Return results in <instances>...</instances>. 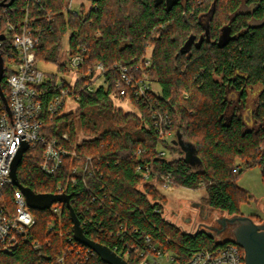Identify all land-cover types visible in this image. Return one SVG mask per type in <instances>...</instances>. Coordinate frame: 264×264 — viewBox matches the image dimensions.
Wrapping results in <instances>:
<instances>
[{
	"label": "trees",
	"instance_id": "1",
	"mask_svg": "<svg viewBox=\"0 0 264 264\" xmlns=\"http://www.w3.org/2000/svg\"><path fill=\"white\" fill-rule=\"evenodd\" d=\"M88 1L95 9L82 8L74 16L62 12L64 0H42L44 12L53 19L38 26L35 52L39 64H53L62 75L45 73L47 100L60 80L75 103L73 111L64 113L63 106L52 118L43 112L41 133L47 139L67 134L66 146L80 160L93 159L94 174L85 179L87 189L80 177L76 186H66L71 168L80 161L64 159L57 173L47 176L40 171L42 148L37 146L23 154L16 170L18 182L36 194H55L58 187H67L84 235L116 253L124 251V240L138 244L140 235H149L185 261L193 251L217 246L215 240L184 233L165 221L161 211L155 213V208L162 209L164 196L159 187L142 183L136 168L149 165L159 174L170 172L177 187H203L202 200L211 209L241 215L240 206L250 197L236 184L242 172H233L235 160L246 168L258 167L264 181V0H179L169 10L164 1ZM25 6L26 0H14L10 7H0V31L7 21H19ZM31 14L42 16L37 9ZM204 14L208 27L200 21ZM206 31L209 40L203 37ZM65 38L67 53L83 57L73 81L65 79L70 70L60 61ZM97 64L105 75L95 86ZM115 64L139 65L158 87L153 99L168 116L169 129L195 150L198 170L185 162L179 146L159 138L142 102L131 94L117 95ZM256 85L261 91L248 127L236 110L230 111L229 96L233 92L244 102L246 89ZM124 104L135 112L124 110ZM77 127L83 135L79 141ZM160 150H177L183 156L160 157ZM32 211L35 226L29 240L13 254L0 255V264H50L61 255L64 264H105L95 253L84 259L89 248L73 239L65 205L59 219L49 210ZM239 252L243 255L241 248ZM126 261L135 264L132 256Z\"/></svg>",
	"mask_w": 264,
	"mask_h": 264
},
{
	"label": "built area",
	"instance_id": "2",
	"mask_svg": "<svg viewBox=\"0 0 264 264\" xmlns=\"http://www.w3.org/2000/svg\"><path fill=\"white\" fill-rule=\"evenodd\" d=\"M41 2L42 0H36V2L26 0L20 20L16 23L7 21L4 29L0 31V36H3V39L0 40V57L3 69L0 90L8 107L7 111L0 98V255L13 254L20 243L29 240L30 232L35 226V218L30 213L23 193L12 183L10 178V166L21 145L27 144V150L37 146L42 148V161L39 168L47 176L57 173L64 159L80 161L79 164L71 168L66 186H76L77 178L80 177L81 183L87 189L85 179L93 176L95 168L91 157L86 156L80 160L76 152L66 146L69 140L67 134L63 133L60 137L47 139L41 133L42 113L45 112L51 118L56 116L69 98L68 89L64 88L60 80L48 100L46 98L45 86L48 78L45 72L39 68L35 48L40 35L38 26L41 23H50L53 14L45 13ZM74 4L78 5L77 10L73 8ZM92 7L89 4L85 10ZM82 8L84 9L83 3L64 0L62 12L79 16ZM93 8L95 9V7ZM32 9H37V12H41L42 16L33 17ZM64 62L70 72L75 74L83 62V57L81 54L69 55L66 50ZM146 64H148V60H146ZM114 68L118 76L114 85L118 90L117 95L129 96L131 94L137 101L142 102L149 111L159 138L168 143L167 139L172 134L175 137L176 134L169 129L171 124L168 116L159 109L153 99V94L156 92L153 90L148 76L140 71L139 65L115 64ZM93 72L92 84L95 85L97 80H102L105 70L101 64H97L93 68ZM137 72L141 73L136 75ZM159 155L165 157V151L160 150ZM234 170L241 171L238 166ZM136 173L141 177L142 183L157 186L160 191L174 186L170 172L159 174L149 165H144V167L138 166ZM55 194L67 195L69 198L67 187H58ZM92 201H95V197H92ZM63 205L65 204L53 203L48 210L54 218L59 219ZM160 211L163 217L162 209L155 208L154 210L155 213ZM163 219L167 221L164 217ZM202 229L197 228L194 233ZM117 236L119 241L123 240L122 232H118ZM138 238L140 242L132 245L129 241L124 240V251L114 252L121 255L124 260L126 257L132 256L135 264H244L243 255L232 240L213 238L217 246L193 251L188 254L185 261H182L179 255L154 243L151 236L140 235ZM31 244L34 249L37 248L36 243L32 242ZM115 249L117 248L115 247ZM93 253L88 249L84 259L86 260L88 255H93ZM64 262V255H61L57 256L50 264H64Z\"/></svg>",
	"mask_w": 264,
	"mask_h": 264
},
{
	"label": "rangeland",
	"instance_id": "3",
	"mask_svg": "<svg viewBox=\"0 0 264 264\" xmlns=\"http://www.w3.org/2000/svg\"><path fill=\"white\" fill-rule=\"evenodd\" d=\"M75 3H83L84 9L90 4L88 0H74ZM74 9H78V5H73ZM63 52L61 53L60 61H65V53L67 50V40L63 41ZM39 68L41 71L49 74H56L58 77H62V75L56 72L55 65L53 64H45L40 63ZM65 79L68 81H73L75 79L74 72H70L69 75L64 76ZM101 84L100 80L95 82V86ZM152 88L155 92H158V87L152 83ZM260 87L255 86L248 90L247 99H246V106H248L247 110L243 111L242 114L244 116H248L249 110H253L255 105V100L258 94ZM230 101L234 102L235 97L231 96ZM124 110L135 112V109L128 104L121 105ZM75 107V103L71 98H68L64 104L63 112L67 113L73 111ZM78 141L83 138L82 133L80 132L79 128L76 129ZM182 142L186 141L185 138L182 136L180 137ZM168 143L172 146H178L176 142H178L177 137L170 136L167 139ZM183 155L179 151H171L170 153L165 151V157L178 159L181 158ZM238 166L240 168V172L242 174L236 181V184L239 188L245 190L250 197L248 203H244L240 206V213L243 216H256L257 222L264 221V181H262V177L260 174V170L258 167L246 168L243 164L235 160L233 164V172L235 174H239L240 172H236L234 168ZM193 170H198V165L192 166ZM203 187L197 189H186L182 187L173 186L167 190H161L160 192L164 196V204L162 207L163 217L170 221L172 224L177 223V219L174 218L176 215L179 219L181 218H189V222L193 223L191 225V231H195L197 228H202L203 225L208 224L214 228L218 226L217 221L221 220L222 218L231 217L219 210H214L208 207L203 202L204 191ZM48 210V209H47ZM30 213L34 216L33 211L30 209ZM174 214V215H172ZM259 219H262L259 221ZM181 221V220H180Z\"/></svg>",
	"mask_w": 264,
	"mask_h": 264
},
{
	"label": "water",
	"instance_id": "4",
	"mask_svg": "<svg viewBox=\"0 0 264 264\" xmlns=\"http://www.w3.org/2000/svg\"><path fill=\"white\" fill-rule=\"evenodd\" d=\"M14 0H9V2L0 3V7L8 8L12 5ZM159 3L162 0H154ZM178 2V0H166L165 4L167 10L171 8L173 4ZM3 36H0V40ZM2 59L0 57V81L2 78ZM0 98L8 111L5 98L0 90ZM180 134H177L178 143L177 145L181 148L184 153V160L188 162L191 166L198 165L199 161L196 157V152L188 143L182 142L180 140ZM27 150V144L21 145L14 157L10 166V178L12 183L21 190L23 193L27 206L31 210H47L53 203H64L69 217L72 223L71 233L73 239L84 245L85 247L92 250L105 264H128L126 260L122 258L121 255L116 254L114 251L110 250L108 247L94 242L88 239L80 226V222L77 219L74 211L72 210L69 198L67 195H56V194H36L28 188L23 187L17 179L16 170L19 163L22 160L23 153ZM217 224L221 227L231 226L233 229V239L232 242L235 243L243 251V262L244 264H264V223L257 225L248 217L243 215H234L231 217L222 218L217 221ZM201 231H196L194 234H205L210 238H214L210 235L212 231L218 233L220 230L211 227L210 225H203Z\"/></svg>",
	"mask_w": 264,
	"mask_h": 264
},
{
	"label": "flooded vegetation",
	"instance_id": "5",
	"mask_svg": "<svg viewBox=\"0 0 264 264\" xmlns=\"http://www.w3.org/2000/svg\"><path fill=\"white\" fill-rule=\"evenodd\" d=\"M162 1L166 2V0H162ZM251 9H253V7H251ZM200 21L202 22L204 27H208V23H207L208 22V15L207 14L202 15L200 17ZM203 37L206 38L207 40H209V36L207 34V31L203 35ZM256 86L260 87V89L258 91V94H259L261 91V86L260 85H256ZM253 87H255V86H253ZM253 87H248L246 89V98H245L244 102H239L240 100H237V94H235L233 92H231V94L229 96V101H230V99H232V98H230L231 96L235 97L234 102L230 101V106H229L230 111L236 110L238 112V114L241 115V117L244 119V121L248 127H250L252 125V122L250 119V114H251L252 110H249L248 116H244L242 114V112L247 110V108H248V106H246L247 94H248V90L253 88ZM258 94H257V96H258ZM256 99H257V97H256ZM255 105H256V100H255ZM255 105H254V108H255ZM248 217L254 222V224L260 225V224L264 223V221L257 222L255 217H253V218L251 216H248ZM216 228H217V230H220L218 233H216L215 231H212L210 233V235L213 236L214 238H220V239H225V240H232L233 239V229L231 226H225L223 228L220 225H218Z\"/></svg>",
	"mask_w": 264,
	"mask_h": 264
},
{
	"label": "crops",
	"instance_id": "6",
	"mask_svg": "<svg viewBox=\"0 0 264 264\" xmlns=\"http://www.w3.org/2000/svg\"><path fill=\"white\" fill-rule=\"evenodd\" d=\"M197 165V164H196ZM174 215V214H172ZM175 219H177V223L172 224L170 221H168L169 223H171L172 225L176 226L177 228H179L182 232L187 233V234H193L194 233V229L191 231V225H193V223L189 222V218H181L179 219L176 215L174 216ZM181 220V221H180ZM208 225V224H205Z\"/></svg>",
	"mask_w": 264,
	"mask_h": 264
}]
</instances>
